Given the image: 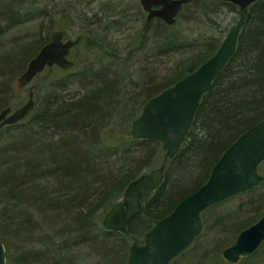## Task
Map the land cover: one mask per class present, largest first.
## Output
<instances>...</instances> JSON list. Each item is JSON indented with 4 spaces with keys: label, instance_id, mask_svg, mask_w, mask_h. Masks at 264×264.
<instances>
[{
    "label": "trees",
    "instance_id": "16d2710c",
    "mask_svg": "<svg viewBox=\"0 0 264 264\" xmlns=\"http://www.w3.org/2000/svg\"><path fill=\"white\" fill-rule=\"evenodd\" d=\"M189 2H194L196 18L202 22L200 17L208 13L203 7L206 0ZM246 15L235 52L202 95L178 151L171 158L164 159V163L169 164L165 167L162 183L149 197H141L140 213L128 221L123 232L105 229L102 216L123 195L127 184L150 164L158 141L131 136V122L140 112L137 113L135 106L128 107V102L121 106L122 100L128 94L127 101L139 103V109H142L149 98L212 56L219 38H213L205 31L206 35L200 33L187 39L178 31H166L169 26L159 21L162 30L158 38L161 40L152 46L150 55H169L174 57L173 61L154 85L142 86L130 93L118 89L121 79L117 75L109 77L106 66L100 67L97 81H89V85L82 86L83 92L71 97L63 94L71 83V74L66 73V69L53 65L43 70L49 81L48 89L34 100L33 108L23 119L0 127V137L3 134L9 137L6 142H0V167L6 164L2 171L0 168V189H3L0 195L5 197L0 201L4 204L0 209V239L6 241L9 261L6 264H69L81 252H86L85 248L97 252L104 257L102 259L106 258L107 264H125L129 238L140 242L134 235V221H142L143 216L145 229L151 222L169 214L181 199L207 180L223 151L242 132L264 119V0H256ZM5 18L16 19L13 13ZM48 33L23 43L20 48L22 57L9 53L0 59V71H5L0 74V110L10 106L13 97L20 92L18 75L25 69L27 60L49 41ZM186 45L194 49L189 53L187 49L181 50ZM58 72L64 75L61 73L55 81ZM145 89L147 93H144ZM30 90L36 93L35 87L31 86L27 97ZM201 132L204 135H200ZM133 147L142 148L143 152L139 153ZM22 153H27L28 158L24 172H20L18 163ZM41 177H48L50 181L42 182ZM29 183H32V192ZM29 193L32 194V211L37 209L48 213V224L54 225L59 220L64 223L55 231L51 226L43 230L41 238L33 241L30 249L23 247L16 252L15 259L12 241L31 239L37 225L46 218L39 221L37 214L34 211L31 214L26 208L23 212L7 208L10 200L29 198ZM241 206L239 204L234 213L225 217H215L213 224L221 225L227 220L233 222V216L242 210ZM257 209L259 207L252 210L255 212L252 216L233 222L236 234L262 215L264 211L259 214ZM225 244L222 241L218 245H230ZM260 246L238 264L262 253L263 247ZM206 255L200 254L201 263Z\"/></svg>",
    "mask_w": 264,
    "mask_h": 264
},
{
    "label": "rangeland",
    "instance_id": "374dc122",
    "mask_svg": "<svg viewBox=\"0 0 264 264\" xmlns=\"http://www.w3.org/2000/svg\"><path fill=\"white\" fill-rule=\"evenodd\" d=\"M203 7H206L208 13L204 17H200L202 22L196 18L197 7L194 2H188L181 9L173 24L168 25L166 23L169 27L165 30L169 32L178 31L180 35H184L187 39L195 38L206 31L213 38L218 37V43L220 44L230 27L240 19L241 15L246 13V10L242 12L233 3L217 5L211 0H206ZM11 13L16 18L13 21L5 18ZM146 15L147 12L143 9L139 0H0V59L9 53L14 54L16 57H22L20 48L23 43L39 39L41 36H45L47 32H49L48 39L50 40L54 30H50V28H56V30L65 31L63 39L75 41L67 56L68 59L73 61L72 67L66 69V73L71 74L69 75L71 83L68 85L69 88L63 91V94L71 97L83 92L82 86L89 85V81L96 80V75L102 66L108 68L109 77L117 75L121 79L122 84L118 89H122L126 93L134 92L133 90H140L142 86L154 85L158 82L165 75V68L171 64L174 58L161 53L150 55L153 52L152 46H155L161 40L158 35L162 28L159 27L160 23L157 20L148 25ZM184 49H187L189 53L194 47L186 45L181 50ZM29 60L25 63L24 68H26ZM93 70L94 74L92 73ZM2 72L5 71H0V74ZM81 72L87 75L82 76ZM61 73L63 74V72L56 74L55 81L62 75ZM47 83L49 84V81L46 80L45 73L42 71L28 84L22 87L18 84L21 90L12 99L10 104L12 110L22 106L27 101V92L31 86L35 87L36 93L33 94V97L36 101L48 89ZM147 92L148 90L145 89L144 93ZM127 98L129 99V95L125 94L121 106L128 102V107L135 106L138 109L137 113L141 112L139 103L127 101ZM8 138L7 134H3L0 137V142H6ZM156 144V151L150 159V164L142 170V173H150L164 163L166 149L161 142L158 141ZM142 148L133 147L135 151L139 150V153L143 152ZM19 158V170L24 172L27 170L25 169L28 160L27 153H22ZM168 164L165 163V167ZM3 167H6V164L1 165V171ZM258 172L264 176V160L259 163ZM44 180L49 179L48 177L40 179L42 182ZM29 184V191L32 192V183ZM2 190L0 189V194ZM34 194H36L35 191ZM3 199L5 197L0 195V201ZM121 201L122 196L118 198V202ZM250 201L252 202L249 203ZM31 204L32 194L29 198L23 197L18 200H10L6 204L9 210L14 209L19 212V209H21V212H23L26 208L31 214L34 211L39 221L43 220L42 217H46L41 224L36 222L39 225H37V230L31 239L26 237V239L23 238L19 242L12 241L14 242L12 243V252L15 259L16 252L23 247L30 249L33 241L36 242L38 238H41L43 230H48L50 226L53 230H57L64 223L59 220L54 225L48 224V213H42L37 209L32 211ZM239 204L242 205V210L233 216V222L252 216L255 214L252 210L257 207L259 209L256 212L261 214L264 211V180L247 191L229 197L203 210L201 212L203 222L201 232L196 236L192 245L184 253L173 259L170 264H229L220 255L221 250L228 245L219 247L218 244L222 241L231 244L234 241L236 233L232 226L233 222L230 223L227 220L221 225H215L213 220L215 217L222 215L225 217L230 213H234ZM3 205L0 203V209ZM141 218L142 221L135 220L132 224V228L136 232L134 233L136 241H140L139 243H143L146 232L155 224V222H151L149 226L143 229L142 224H144L145 218L143 216ZM1 241L6 245L5 240ZM133 241H135L133 238H129V246ZM260 247H263L262 253L244 264H264V245ZM85 249L86 252H81L78 258L74 259L75 263L69 264H107L104 261L107 260L106 258L102 259L104 257L97 252L89 248ZM203 253L207 255L203 258L204 263H201L200 254ZM7 262H9L8 258Z\"/></svg>",
    "mask_w": 264,
    "mask_h": 264
},
{
    "label": "water",
    "instance_id": "95a60500",
    "mask_svg": "<svg viewBox=\"0 0 264 264\" xmlns=\"http://www.w3.org/2000/svg\"><path fill=\"white\" fill-rule=\"evenodd\" d=\"M188 0H140L148 19L158 16L167 24L174 23L183 3ZM245 9L256 0H223ZM157 6V8H153ZM244 23L240 18L221 41L219 47L194 71L180 77L173 85L149 98L140 114L131 122L130 133L135 139H152L162 143L166 157L176 154L190 127L202 95L235 52L239 31ZM64 30L52 31L50 40L28 61L18 76L19 86L28 84L47 66L57 65L68 69L73 61L68 59L75 44L63 39ZM33 91L27 101L12 110H0V127L23 119L34 106ZM264 160V119L242 132L220 155L211 168L207 180L194 192L181 199L172 211L156 221L145 235L142 244L132 243L125 264H169L187 250L201 232V212L218 202L258 185L264 176L258 172ZM164 177V164L143 173L126 186L122 202L115 203L102 219L103 227L124 231L131 218L141 211L140 196H150ZM264 241V213L251 225L240 230L232 244L221 250L222 259L238 264L250 256ZM6 263V247L0 240V264Z\"/></svg>",
    "mask_w": 264,
    "mask_h": 264
},
{
    "label": "flooded vegetation",
    "instance_id": "af4514ba",
    "mask_svg": "<svg viewBox=\"0 0 264 264\" xmlns=\"http://www.w3.org/2000/svg\"><path fill=\"white\" fill-rule=\"evenodd\" d=\"M216 1H219V2H227V1H222V0H221V1H220V0H216ZM153 8H157V6H153ZM245 10H246V12H247L248 9L246 8V9L242 10V12L245 11ZM241 17H245V18H246V17H247L246 13H245L244 15H241ZM241 17H240V18H241ZM154 20L161 21V22L164 23L163 19H161V18L158 17V16H152L150 19H148V11H147V15H146V21H147V23H148V24H151V22L154 21ZM242 27H243V26H242ZM242 27H241V29H240V31H239V35H240L241 30H242ZM238 38H239V36H238ZM141 197H143V196H140V199H141ZM135 216H136V215H135ZM133 217H134V216H133ZM133 217H132V218H133ZM132 218H131V219H132Z\"/></svg>",
    "mask_w": 264,
    "mask_h": 264
},
{
    "label": "clouds",
    "instance_id": "9594fccd",
    "mask_svg": "<svg viewBox=\"0 0 264 264\" xmlns=\"http://www.w3.org/2000/svg\"><path fill=\"white\" fill-rule=\"evenodd\" d=\"M200 135H204V133H203V132H201V133H200Z\"/></svg>",
    "mask_w": 264,
    "mask_h": 264
}]
</instances>
